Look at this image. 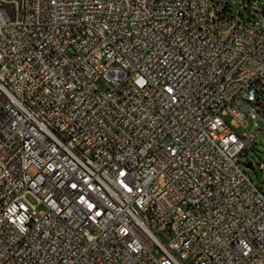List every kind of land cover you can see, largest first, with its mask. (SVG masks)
<instances>
[{"label": "built area", "instance_id": "obj_1", "mask_svg": "<svg viewBox=\"0 0 264 264\" xmlns=\"http://www.w3.org/2000/svg\"><path fill=\"white\" fill-rule=\"evenodd\" d=\"M247 119L264 0H0V264H264Z\"/></svg>", "mask_w": 264, "mask_h": 264}, {"label": "rangeland", "instance_id": "obj_2", "mask_svg": "<svg viewBox=\"0 0 264 264\" xmlns=\"http://www.w3.org/2000/svg\"><path fill=\"white\" fill-rule=\"evenodd\" d=\"M226 1V0H225ZM230 10L233 14H236L238 9V3L231 5ZM245 18V15H243ZM224 121L229 123L230 117L225 116L223 117ZM246 129L241 127L233 128L234 133L237 136H241L244 132L254 131V135L256 138V144L254 147H250V149L244 154L241 158H239V165L241 170L248 175L250 180L254 183L256 187L264 194V130L257 129L253 126V121L247 119L245 121ZM250 166V167H247ZM29 202L31 205L36 206V213L43 211V206L38 205L36 200L28 197Z\"/></svg>", "mask_w": 264, "mask_h": 264}, {"label": "bare ground", "instance_id": "obj_3", "mask_svg": "<svg viewBox=\"0 0 264 264\" xmlns=\"http://www.w3.org/2000/svg\"><path fill=\"white\" fill-rule=\"evenodd\" d=\"M179 264H188L186 259H179Z\"/></svg>", "mask_w": 264, "mask_h": 264}, {"label": "water", "instance_id": "obj_4", "mask_svg": "<svg viewBox=\"0 0 264 264\" xmlns=\"http://www.w3.org/2000/svg\"><path fill=\"white\" fill-rule=\"evenodd\" d=\"M247 167H250V166H247Z\"/></svg>", "mask_w": 264, "mask_h": 264}]
</instances>
